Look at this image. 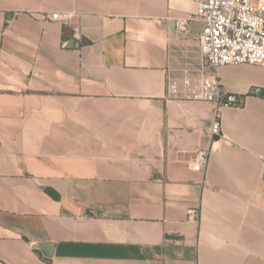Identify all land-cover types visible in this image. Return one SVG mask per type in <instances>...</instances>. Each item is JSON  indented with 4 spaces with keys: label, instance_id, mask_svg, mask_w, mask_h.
<instances>
[{
    "label": "crops",
    "instance_id": "obj_1",
    "mask_svg": "<svg viewBox=\"0 0 264 264\" xmlns=\"http://www.w3.org/2000/svg\"><path fill=\"white\" fill-rule=\"evenodd\" d=\"M199 1L0 0V264H264V67L207 66Z\"/></svg>",
    "mask_w": 264,
    "mask_h": 264
},
{
    "label": "built area",
    "instance_id": "obj_2",
    "mask_svg": "<svg viewBox=\"0 0 264 264\" xmlns=\"http://www.w3.org/2000/svg\"><path fill=\"white\" fill-rule=\"evenodd\" d=\"M196 17L203 20L204 29L199 36L200 52L207 66L217 71L225 65H255L264 67V0H200ZM55 21L68 23L70 16L52 14ZM189 18L177 21V30L187 32ZM186 89L189 99L215 103L218 108L229 107L238 102L236 95L226 98L220 81L215 77L192 81H172V92ZM190 91V92H189ZM214 137L221 136V122L216 120L211 127ZM208 153H197L193 167L206 170ZM199 213L189 209L188 216L195 220Z\"/></svg>",
    "mask_w": 264,
    "mask_h": 264
},
{
    "label": "water",
    "instance_id": "obj_3",
    "mask_svg": "<svg viewBox=\"0 0 264 264\" xmlns=\"http://www.w3.org/2000/svg\"><path fill=\"white\" fill-rule=\"evenodd\" d=\"M42 246H43V245H42ZM42 246H39L38 248L43 250ZM45 246H46V245H45ZM48 246H49V245H48ZM50 247H51V245H50ZM44 255H45L47 258H52L53 253H52V252H49V253L44 252Z\"/></svg>",
    "mask_w": 264,
    "mask_h": 264
}]
</instances>
